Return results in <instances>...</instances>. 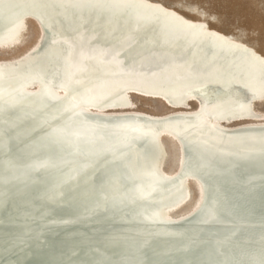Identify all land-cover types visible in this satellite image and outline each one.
Returning a JSON list of instances; mask_svg holds the SVG:
<instances>
[{
  "label": "bare ground",
  "instance_id": "obj_1",
  "mask_svg": "<svg viewBox=\"0 0 264 264\" xmlns=\"http://www.w3.org/2000/svg\"><path fill=\"white\" fill-rule=\"evenodd\" d=\"M166 3L161 0H0V51L16 49L23 44L28 34V20H33L38 28L36 40L28 48L18 55L0 58V67L10 68L31 61L28 66L26 63L22 68L0 73V79H6L3 85L6 90L0 92V99L19 103L22 96L42 98L48 95L52 103L29 99V104L39 106L33 117L28 111L27 120L14 121L29 124L33 120L35 125L40 121L50 122L51 129L56 132L60 119L67 123L61 134L71 139L78 131L89 139L96 137L88 129L89 121L81 120L77 110L125 119L127 131L139 133L140 137L119 135L118 141L114 142L109 137L104 151L113 155L128 151L132 168L131 171H109L107 184L114 186L117 181L122 184L121 180L132 183L130 177H140L144 183L160 177L175 179L181 173L180 185L161 195L149 186H143L142 191L133 190L142 198L151 200L160 217L180 221L198 208L207 193L206 183L226 192H236L240 189V180L243 182L244 177L256 175L259 168L257 165L217 161L194 146L183 149V137L191 136L194 128L175 127L172 123L153 126L146 124L144 119L162 121L175 116L195 117L207 127L225 133L264 127V110L257 107L264 105V50L241 31L227 30L220 21L210 17L213 14L207 17L191 7L181 9ZM233 3L230 0L229 6ZM42 17L55 22L57 31H60L56 34L61 39L53 45L50 39L54 34L48 33ZM200 68L205 71L204 77L197 73L202 70ZM174 90L180 97H170ZM133 95L160 101L169 110L151 112L139 108ZM208 97L210 100L206 99ZM117 131L111 135L120 134ZM201 133L205 138L215 137L205 128ZM229 138L232 142H241L240 137ZM171 139L179 147L173 170L167 169L169 152L165 142ZM31 151L36 153L39 149ZM187 157L194 160V166H189ZM199 160L206 164L205 169L199 168ZM0 169L20 171L22 165L18 160H9L0 162ZM53 172L48 169L47 175ZM231 173L235 178L231 179ZM95 181L88 203L93 196H101L103 183L100 179ZM0 182L15 192L12 201L5 205L6 212L31 210L29 196L22 193L29 187L27 182L10 181L6 174H0ZM192 187L198 189L193 202ZM31 197L41 202V213L48 212L50 206L39 196ZM250 198L259 205L254 213L264 218V182L252 189ZM58 215L68 214L58 212ZM107 233L100 231L98 236ZM9 236L8 231L0 230V243L5 247ZM67 236L59 234L62 239ZM83 236L91 238L94 235L85 233ZM112 246L130 248L124 242ZM29 247H33V243ZM43 251L50 264H60L71 252L65 245L57 247L52 242ZM87 253L109 264H124L120 258L106 257L91 249L79 250V254ZM147 258V255H134L129 264H145Z\"/></svg>",
  "mask_w": 264,
  "mask_h": 264
},
{
  "label": "water",
  "instance_id": "obj_2",
  "mask_svg": "<svg viewBox=\"0 0 264 264\" xmlns=\"http://www.w3.org/2000/svg\"><path fill=\"white\" fill-rule=\"evenodd\" d=\"M41 21L48 33L51 36L54 34V40L47 42L55 44L60 38L55 22L48 17H42ZM30 62L17 63L11 68L0 67V73L22 68L26 63L28 66ZM39 72L42 73L41 70ZM204 72L203 69L197 70L202 77ZM5 80L0 79V92L6 90L3 86ZM173 93L170 97H180L176 90ZM20 98L23 100L19 103L0 99V162L18 160L22 170L0 169V174L8 175L10 181L29 184L22 193L29 196L28 205L32 208L29 212H6L5 205L12 201L15 192L0 182V230L10 234L6 239L7 248L0 243V264H50L43 248L51 242L57 247L65 245L71 251L60 264H109L90 253L79 254L80 249H91L106 257L120 258L124 264H129L134 255H147L145 264H264V218L254 213L259 205L250 198L252 189L264 182V167L261 166L264 164V127L225 133L215 127H207L195 117L175 116L162 121L144 119L146 124L153 126L172 123L175 127L183 125L187 129L194 128L191 136L183 137V149L194 146L217 161L257 165L259 168L256 175L244 177L243 182L240 180V189L236 192H226L206 183L207 193L198 208L185 219L169 221L155 212V204L151 200L142 198L133 190L142 191L143 186H149L161 195L180 185L181 173L175 179L160 177L148 183H144L140 177H130L132 183L121 180L122 184L117 181L115 187L106 182L109 171H131L132 168L128 151L123 150L119 155L104 151L109 137L113 142L118 141L119 135L125 138L140 137L139 133L127 131L125 119L77 110L81 120L89 121L88 129L96 137L89 139L78 131L71 139L61 134L67 123L60 119L56 132L51 129L50 122L40 121L35 125L29 118V124L15 122V119L20 122L27 120L28 111L32 117L35 114L39 106L29 104V99L52 103L48 95H43V100L37 95ZM206 99L210 100L209 97ZM10 115H13L12 118ZM114 128L118 131L113 132ZM204 128L215 137L202 136ZM116 131L120 134L111 135ZM230 136L240 137L241 142L230 141ZM35 148L39 151L33 153L31 149ZM186 162L189 166L195 164L188 157ZM198 166L201 170L206 168L202 160H199ZM214 167L217 170V166ZM48 169L54 171L52 175H47ZM230 177L235 178L232 173ZM95 179L103 183L101 196H93L91 203H88V195L94 191ZM175 181L178 184L175 185ZM120 188L123 189L118 192ZM31 196H39L50 206L48 212L41 213V202ZM58 212L68 215L59 216ZM186 229L191 232L183 233ZM100 231L108 233L101 237L98 236ZM85 233L94 236L84 238ZM59 234L68 236L62 239ZM118 242H124L130 248L112 246ZM31 243L33 247H29ZM33 258L35 260H30Z\"/></svg>",
  "mask_w": 264,
  "mask_h": 264
},
{
  "label": "rangeland",
  "instance_id": "obj_3",
  "mask_svg": "<svg viewBox=\"0 0 264 264\" xmlns=\"http://www.w3.org/2000/svg\"><path fill=\"white\" fill-rule=\"evenodd\" d=\"M168 5L178 8H193L199 14L205 13V16L213 14L211 18L220 21L227 30H239L250 39L258 42L264 50V0H233L232 6H229L230 0H161ZM166 1V2H165ZM170 2V3H169ZM253 20V21H252ZM254 20H261L260 22ZM30 21V22H29ZM229 27V28H228ZM38 34V28L33 20H28V34L23 44L16 49L0 51V58H8L20 54L28 48L35 40ZM4 52V53H3ZM139 108L149 110L151 112H164L169 110L160 101L147 99L144 97L132 96ZM194 106V104H193ZM260 110H264V105L257 106ZM167 144L168 162L167 169L173 170L176 166L179 156V147L176 141H165ZM191 202H193L198 193V189L192 187Z\"/></svg>",
  "mask_w": 264,
  "mask_h": 264
}]
</instances>
